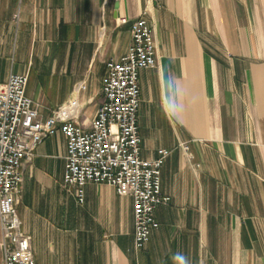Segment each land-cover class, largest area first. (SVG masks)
Returning <instances> with one entry per match:
<instances>
[{
  "label": "crops",
  "instance_id": "0c3cea01",
  "mask_svg": "<svg viewBox=\"0 0 264 264\" xmlns=\"http://www.w3.org/2000/svg\"><path fill=\"white\" fill-rule=\"evenodd\" d=\"M140 16L157 60L139 72L141 157L168 151L170 201L135 250L132 197L87 183L79 202L63 184L57 129L22 160L16 208L35 260L179 264L183 253L191 264H264V0H0V87L26 74L41 120L74 99L76 123L90 129L106 63L126 52Z\"/></svg>",
  "mask_w": 264,
  "mask_h": 264
},
{
  "label": "built area",
  "instance_id": "2783aa9c",
  "mask_svg": "<svg viewBox=\"0 0 264 264\" xmlns=\"http://www.w3.org/2000/svg\"><path fill=\"white\" fill-rule=\"evenodd\" d=\"M127 23L125 17L119 18ZM131 39L119 59L106 63L101 88L103 100L90 129L75 121L77 101L39 118V103L26 94L28 77L11 73L0 87V229L3 264H37L30 236L22 230L16 203L21 190L22 160L30 161L34 150L57 129L66 139L63 184L84 199L87 183L114 186L118 195L133 199V246L140 250L158 227L154 210L167 205L170 196L161 188V167L168 151L155 159L141 157L138 111L139 72L156 65L154 27L140 16L131 24ZM188 154V146L181 144ZM191 156L189 155V159Z\"/></svg>",
  "mask_w": 264,
  "mask_h": 264
},
{
  "label": "clouds",
  "instance_id": "9594fccd",
  "mask_svg": "<svg viewBox=\"0 0 264 264\" xmlns=\"http://www.w3.org/2000/svg\"><path fill=\"white\" fill-rule=\"evenodd\" d=\"M174 259L179 261V264H191L190 259L183 253H176Z\"/></svg>",
  "mask_w": 264,
  "mask_h": 264
},
{
  "label": "water",
  "instance_id": "95a60500",
  "mask_svg": "<svg viewBox=\"0 0 264 264\" xmlns=\"http://www.w3.org/2000/svg\"><path fill=\"white\" fill-rule=\"evenodd\" d=\"M115 7H116V8L118 7V3H116Z\"/></svg>",
  "mask_w": 264,
  "mask_h": 264
}]
</instances>
